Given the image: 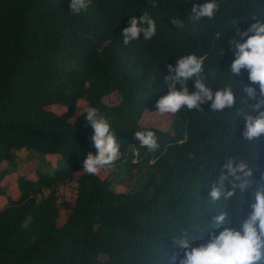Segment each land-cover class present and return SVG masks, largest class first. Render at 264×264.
Listing matches in <instances>:
<instances>
[{"label": "trees", "instance_id": "1", "mask_svg": "<svg viewBox=\"0 0 264 264\" xmlns=\"http://www.w3.org/2000/svg\"><path fill=\"white\" fill-rule=\"evenodd\" d=\"M204 2L91 0L73 14L71 0H0V197L11 175L18 191L0 208V264H173L167 256L183 255L174 239L185 230L211 227L218 211L231 214L238 204L248 214L249 193L213 202L210 189L229 158L248 162L253 180L264 172V141L241 135L238 112L247 107L241 97L248 74L230 75L234 54L227 40L254 23L252 15H264V0H218L214 19L188 18L192 5ZM144 12L156 21V35L146 41L141 34L125 45L123 28ZM188 54L204 57L213 91L233 86L236 107L214 112L209 103L165 114V130L143 125L144 116L160 114L156 103L168 92L167 64ZM187 86L195 90L194 81ZM112 93L119 102L104 103ZM79 101L109 120L121 145L120 159L103 170V179L82 172L96 149L84 109L74 116ZM147 130L158 137L154 152L135 139V132ZM21 150L40 154L33 177L19 171ZM45 155H59L64 165L42 170ZM116 178L124 192L111 189ZM209 231L219 229H205L199 243Z\"/></svg>", "mask_w": 264, "mask_h": 264}, {"label": "clouds", "instance_id": "2", "mask_svg": "<svg viewBox=\"0 0 264 264\" xmlns=\"http://www.w3.org/2000/svg\"><path fill=\"white\" fill-rule=\"evenodd\" d=\"M91 0H71L69 5L73 14L87 10ZM152 7H156L153 4ZM220 9L218 0H205L202 4H193L189 17L198 22L204 18L214 19ZM255 22L244 30L237 29L236 37H229L228 43L234 54L230 64V75L240 76L242 70L248 74V83L242 85L241 100L247 105L240 109L244 127L241 135L249 142L264 141V15H252ZM171 23L177 28H183L181 20L173 19ZM157 32L156 21L144 12L141 16H132L128 26L123 28L121 35L123 43L129 44L138 40L143 34L144 40H151ZM194 81V91H190L188 81ZM164 83L168 92L157 100L156 108L160 114L176 115L182 109L200 110L201 106L210 103L214 112L233 109L237 105L238 96L233 86H224L216 91L208 86L204 76V57L196 54L183 55L175 65L167 64V74ZM258 85V89H257ZM86 121L92 129V146L96 154L89 152L82 162V172L88 175H99L114 165L121 157V145L111 128L108 119L101 115L97 108L84 109ZM79 115V112L77 113ZM135 139L142 148L156 151L160 145L154 131H137ZM227 182V190H225ZM240 194L251 195L248 204V214L243 216L244 208L241 204L231 214L218 211L211 220V227L205 229H219L209 231L207 240L199 243L205 229L185 230L174 239L175 247L183 249L179 258L169 253L167 258L173 264H264V172L259 180H253V170L244 160L229 158L223 165L218 183L211 186L210 198L213 202L221 197L230 200ZM233 220L238 227L232 226ZM198 232L200 235H194ZM196 241L197 243H193ZM175 249H173L174 252Z\"/></svg>", "mask_w": 264, "mask_h": 264}, {"label": "rangeland", "instance_id": "3", "mask_svg": "<svg viewBox=\"0 0 264 264\" xmlns=\"http://www.w3.org/2000/svg\"><path fill=\"white\" fill-rule=\"evenodd\" d=\"M120 100V96L117 93H112L108 96H106L103 99V102L108 104V105H112V104H117ZM85 107V102L83 101H79L77 102L76 105V109H75V115H77V113L81 112ZM50 110H53L57 113H60L63 111L62 107L60 106H51L49 107ZM169 117L165 114H158L155 117H150V116H144L141 119V123L143 125L146 126H152L161 130H165L168 128L169 125ZM40 154H38L37 152L34 151L33 154H31L29 151L27 150H21L17 153L18 156V167H19V171L21 173H27L29 176L33 177V168L35 166L36 163H38L37 161L40 159ZM32 158L34 160L23 163V159H28V158ZM64 165V161L62 160V158L59 155H45L43 157L42 163H40V168L46 172L52 173L53 169L55 167H60ZM112 169V168H111ZM114 170V169H112ZM107 176V172L106 171H101L99 174V177L101 179L106 178ZM14 178L15 175H11L9 177H7L5 179V183H7L5 185L6 188V192L4 196L0 197V208L4 207L7 204L8 199H16L18 196V191L16 189V185L14 183ZM111 189L115 190L116 192H124L126 189L125 187H123L120 182L118 181V179H113L111 180ZM62 194L68 198L70 193L68 191H63ZM66 218V213L63 211L60 213L59 218H58V225L62 224V222L65 220Z\"/></svg>", "mask_w": 264, "mask_h": 264}]
</instances>
